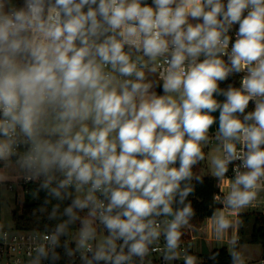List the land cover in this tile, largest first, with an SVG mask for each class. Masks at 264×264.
<instances>
[{"label": "clouds", "instance_id": "obj_1", "mask_svg": "<svg viewBox=\"0 0 264 264\" xmlns=\"http://www.w3.org/2000/svg\"><path fill=\"white\" fill-rule=\"evenodd\" d=\"M202 163L222 240L264 193V0H0V180L57 201L27 264H198Z\"/></svg>", "mask_w": 264, "mask_h": 264}, {"label": "trees", "instance_id": "obj_2", "mask_svg": "<svg viewBox=\"0 0 264 264\" xmlns=\"http://www.w3.org/2000/svg\"><path fill=\"white\" fill-rule=\"evenodd\" d=\"M224 86V84L221 85V87ZM194 172L200 174L204 179V183L197 184L194 195L189 197L195 211V216L191 219L190 225L198 229L203 221L211 216L213 209L219 207L218 204H213V194L218 190L219 185L210 174L202 172V164L195 168ZM21 194L23 196L21 205L12 211L13 227L38 231L51 230L58 221H50L48 215L52 205L57 203V201L53 200L45 206L43 204L45 193L38 190V182L27 183L23 186ZM239 217L241 223L237 232L243 231V225L246 222H250V241L264 245V214L243 213ZM61 239L63 240L64 238L62 237ZM238 241L240 240L238 239ZM72 246H74V243ZM215 253H218L216 259H210V256ZM204 261L205 264H231V257L226 247H219L211 249L209 255H204ZM57 264H70V261L68 258L62 257Z\"/></svg>", "mask_w": 264, "mask_h": 264}, {"label": "built area", "instance_id": "obj_3", "mask_svg": "<svg viewBox=\"0 0 264 264\" xmlns=\"http://www.w3.org/2000/svg\"><path fill=\"white\" fill-rule=\"evenodd\" d=\"M227 175L229 177L233 175L231 170ZM27 183L29 182H25V180L23 179V174L21 178L18 179L16 182H13L11 179H8V177L4 176V179L0 180V201L2 200L3 190L12 191L14 190V186H16L17 189L19 188L22 189L23 186H25ZM225 188L226 185L219 184L218 190H223ZM218 190L215 193H217ZM15 198H17V192H15ZM258 202L256 203V205L258 204ZM3 228L4 230L8 231L9 238L7 241L0 240V264H27L29 259L27 253L28 250L34 244V238L37 235L42 236L45 231L17 229L15 227H11V228L3 227ZM195 230L197 229L190 224L189 226H187L182 230L183 236H182L181 249L182 250L186 249L188 254L195 255L198 259V264H205L204 255L201 253V248L197 249L195 247V241L199 239ZM35 242H39V241H35ZM182 256H183V251L181 254V259L167 262L163 260L161 253L151 252L148 257V260L151 262V264H184ZM43 264H49V262L44 261ZM246 264H264V248H262V252L257 259H254Z\"/></svg>", "mask_w": 264, "mask_h": 264}, {"label": "rangeland", "instance_id": "obj_4", "mask_svg": "<svg viewBox=\"0 0 264 264\" xmlns=\"http://www.w3.org/2000/svg\"><path fill=\"white\" fill-rule=\"evenodd\" d=\"M202 172L210 174L206 163H202ZM5 176L8 177V179H11L13 182H16L18 179L21 178L22 173H20L19 171L9 170L5 174ZM21 190V188L17 189L16 186H14V190L12 191L3 190L2 200L0 201V226L6 228L13 227L12 211L13 209L19 207L22 203L23 196L21 194ZM15 192H17V198H15ZM258 201L259 202L257 205L241 210L240 214H264V193H261V198ZM239 215L237 219L240 218ZM209 218L210 217H207L203 221L201 227L195 230L196 234L199 237V239L195 241V247L197 249L201 248L202 239L206 240L209 249H213L214 247H216V242H212L211 240V238L215 236V233L213 231L212 224ZM249 234L250 222H246L243 225V231H241L240 233H238L237 230L235 231L233 229H230L226 233L227 236L225 235L227 238L230 237V239H232V237L235 235L240 240L238 250L241 251L242 255L244 256L245 263H249L252 260L257 259L262 252V248H264V245H262L261 243L251 242L249 239Z\"/></svg>", "mask_w": 264, "mask_h": 264}, {"label": "crops", "instance_id": "obj_5", "mask_svg": "<svg viewBox=\"0 0 264 264\" xmlns=\"http://www.w3.org/2000/svg\"><path fill=\"white\" fill-rule=\"evenodd\" d=\"M236 231V230H235ZM226 235V234H225ZM227 236V235H226ZM226 236H224V238L222 240H217L216 237H212L211 240L212 242H216V247L214 248H219V247H226L227 250L229 249L230 247V244H229V241L231 240L230 237L227 238ZM218 243V244H217Z\"/></svg>", "mask_w": 264, "mask_h": 264}, {"label": "water", "instance_id": "obj_6", "mask_svg": "<svg viewBox=\"0 0 264 264\" xmlns=\"http://www.w3.org/2000/svg\"><path fill=\"white\" fill-rule=\"evenodd\" d=\"M210 250L211 249H209L206 240L205 239H202V241H201V253L203 255H209Z\"/></svg>", "mask_w": 264, "mask_h": 264}]
</instances>
